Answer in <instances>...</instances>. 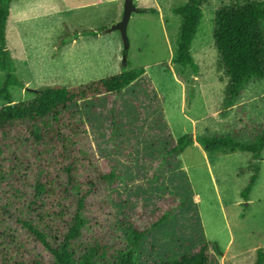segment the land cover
<instances>
[{"label":"rangeland","instance_id":"rangeland-1","mask_svg":"<svg viewBox=\"0 0 264 264\" xmlns=\"http://www.w3.org/2000/svg\"><path fill=\"white\" fill-rule=\"evenodd\" d=\"M125 2L12 0L8 47L15 76L25 85L9 89L14 103L33 99L30 89L85 85L124 69L143 68L146 76L119 97L82 101L77 111L64 113L62 124L50 130L62 129L68 142L57 141L56 134L27 147L12 143L3 153L0 163L6 170L10 162L2 158L14 155L21 162L14 176L0 183V264L53 263L50 252L9 212L28 202L36 175L52 176L55 185L64 183L62 169L69 163L76 166L79 187L64 202L66 217L46 216L52 244L54 235L67 231L76 198L86 195L80 254L97 243L108 246L109 256L127 250L133 239L130 224L149 232L135 253L138 264L177 260L204 244L214 264H258L264 256V151L259 180L249 195L244 194L253 177V154H210L202 147L204 156L194 145L181 156L168 154L173 142L187 135L231 137L254 145L264 129V80L250 83L235 105L226 108L230 80L215 45L217 12L241 0H208L202 8L192 48L196 69L175 61L182 26L176 10L189 0L134 1L138 9L157 14H133L126 66L121 33H107L122 21ZM6 78L0 69V90ZM6 105V98H0V108ZM70 152L71 158H64ZM113 172V180L98 179ZM55 201L52 196L51 203ZM57 204L49 214L61 212Z\"/></svg>","mask_w":264,"mask_h":264},{"label":"trees","instance_id":"trees-1","mask_svg":"<svg viewBox=\"0 0 264 264\" xmlns=\"http://www.w3.org/2000/svg\"><path fill=\"white\" fill-rule=\"evenodd\" d=\"M207 1L189 0L186 6L176 10V14L182 18L175 60L180 66L197 68L196 61L192 56V48L202 19V8ZM11 9L12 0H0V69L7 76L4 87L0 90V98L5 97L7 100V105L0 108V134L2 136L0 138V157L6 153L9 147L14 146L12 143H22L27 147L32 143V140L36 144L41 141L46 143L49 136L56 134H58L57 141L65 142L66 140L68 142V138L62 134V129L53 132L50 130L54 124H62L61 119L64 113L72 109L77 111L79 103L82 101L98 100L105 95L119 97L127 89L140 83L146 76V71L143 68L130 71L124 69L122 73L85 85L67 87L57 85L45 86L38 90L30 89V92L35 94L33 99L23 103H14L9 95V89L12 87L25 88V85L15 76L16 67L8 47L7 26L11 18ZM142 12L157 14V10H142ZM214 39L221 57V65L230 80L226 91V108L229 109L241 98L250 83L264 80V3L241 0V3L221 8L217 12ZM76 128L78 129V127ZM11 130L17 131L18 136H12ZM23 135H26L25 139H21ZM195 143L201 145L210 154L228 151L253 154L256 161L253 165V177L250 187L244 195L250 194L260 177L261 168L258 162L262 160L261 156L264 151V129L254 145L240 144L231 137L199 136L194 138L193 135H187L177 142L174 141L168 154L181 156ZM22 155L24 157V154ZM41 155L42 153H40L39 159H41ZM67 156L70 159L71 152L69 155L64 154V158ZM11 157L15 160L2 158L3 162H10L8 170L0 163V183L2 182V184L9 177L14 176L13 174L16 173L19 166L18 162H21L20 158L16 159L17 156L12 155ZM28 169L25 170L24 176L28 173ZM75 169L74 163L65 165L62 170L67 179L58 185H55L54 178H51L50 175H36L33 195L28 196V202L15 206L12 208L13 212L9 213L16 214L17 222L23 225L50 252L53 257L52 264H138L135 262V253L149 232L137 230L130 224L129 230L133 233V239L127 250H120L109 256L108 246L97 243L92 247L84 248L80 254L79 247L81 245L78 241L83 238L87 224L83 216L86 195L79 196V199L76 198V210L73 218L69 220L67 231L63 235H54V244L49 241L50 235L47 230L51 227L48 224L44 225L46 216L66 217L64 202L75 197L74 192L79 187L74 177ZM115 178L117 176L114 172L98 177L106 182ZM95 187L96 185L93 184L92 188ZM52 196L56 197L54 203H58L55 206L62 208L59 213L49 214L54 211L52 208L54 203H51ZM10 207L8 204L4 211H9ZM33 215L36 217L35 219ZM161 223L163 222L160 220L156 226ZM208 247L207 244H204L196 253L160 264H214ZM215 248L220 251L216 244ZM258 264H264V256H261Z\"/></svg>","mask_w":264,"mask_h":264},{"label":"water","instance_id":"water-1","mask_svg":"<svg viewBox=\"0 0 264 264\" xmlns=\"http://www.w3.org/2000/svg\"><path fill=\"white\" fill-rule=\"evenodd\" d=\"M135 0H126L123 19L120 23L111 28L107 33L120 32L125 45V58L124 64L128 66L127 54L130 50V40L128 35V28L133 14L141 13L142 10L138 9L134 3Z\"/></svg>","mask_w":264,"mask_h":264},{"label":"crops","instance_id":"crops-1","mask_svg":"<svg viewBox=\"0 0 264 264\" xmlns=\"http://www.w3.org/2000/svg\"><path fill=\"white\" fill-rule=\"evenodd\" d=\"M194 146H197V147H199V149H202L201 151H202V153H204V156H205L206 153L203 150L202 146H200L198 143H195Z\"/></svg>","mask_w":264,"mask_h":264}]
</instances>
